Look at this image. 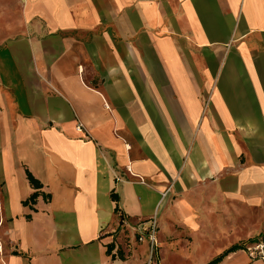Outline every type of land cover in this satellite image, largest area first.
Here are the masks:
<instances>
[{
	"label": "crops",
	"instance_id": "0c3cea01",
	"mask_svg": "<svg viewBox=\"0 0 264 264\" xmlns=\"http://www.w3.org/2000/svg\"><path fill=\"white\" fill-rule=\"evenodd\" d=\"M119 215L157 264L264 235V0H0V264H143Z\"/></svg>",
	"mask_w": 264,
	"mask_h": 264
},
{
	"label": "built area",
	"instance_id": "2783aa9c",
	"mask_svg": "<svg viewBox=\"0 0 264 264\" xmlns=\"http://www.w3.org/2000/svg\"><path fill=\"white\" fill-rule=\"evenodd\" d=\"M77 130H82V125L76 126ZM166 192L163 194L165 195ZM118 228L121 229L125 237L135 244H146V261L143 264H157L158 263V217L152 215L149 218L139 219L135 223H131L123 215H119ZM247 255L250 262L259 261L264 264V235H259L252 241L244 242L241 249Z\"/></svg>",
	"mask_w": 264,
	"mask_h": 264
},
{
	"label": "trees",
	"instance_id": "16d2710c",
	"mask_svg": "<svg viewBox=\"0 0 264 264\" xmlns=\"http://www.w3.org/2000/svg\"><path fill=\"white\" fill-rule=\"evenodd\" d=\"M26 172V176L28 179V182L31 186V188H33L35 191L32 192L29 197H27V199H25V201H23V205L27 204V203H33L35 201V198L38 196L39 194V189L41 187L40 183L38 182V180L32 175L31 172H29L27 169H25ZM47 196V195H46ZM111 198L113 201H116V196L112 193L111 194ZM115 209H117V205L115 206ZM257 237H253L252 239L240 242L236 245H232L231 247L223 250L222 252H220V254L216 257H214L213 259L209 260L206 262V264H216L219 261H221V258H223L224 256H226L227 254L231 253V252H235L237 249H241L242 244L244 242H248V241H252L253 239H255Z\"/></svg>",
	"mask_w": 264,
	"mask_h": 264
},
{
	"label": "rangeland",
	"instance_id": "374dc122",
	"mask_svg": "<svg viewBox=\"0 0 264 264\" xmlns=\"http://www.w3.org/2000/svg\"><path fill=\"white\" fill-rule=\"evenodd\" d=\"M0 248H1V244H0ZM164 254L165 253L162 251V253H161L162 257L164 256ZM172 264H188V263H186L185 261H181V260H179V259L176 258V259H174V261L172 262Z\"/></svg>",
	"mask_w": 264,
	"mask_h": 264
}]
</instances>
